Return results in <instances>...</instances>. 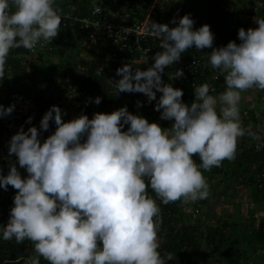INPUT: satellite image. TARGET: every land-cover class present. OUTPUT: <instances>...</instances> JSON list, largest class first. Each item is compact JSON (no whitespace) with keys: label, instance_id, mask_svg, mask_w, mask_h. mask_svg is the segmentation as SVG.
<instances>
[{"label":"clouds","instance_id":"9594fccd","mask_svg":"<svg viewBox=\"0 0 264 264\" xmlns=\"http://www.w3.org/2000/svg\"><path fill=\"white\" fill-rule=\"evenodd\" d=\"M56 2L0 0V80L5 78V65L13 49L34 50L37 45L52 43L64 31V17ZM214 3L205 2L204 21H198L202 26L196 29L197 21L191 14L176 15L178 9L191 5L185 0L135 1L136 8L130 11L133 17L152 13L159 22H152L148 29L159 45L143 46L152 48L151 55L158 48L155 62L147 70L125 63L116 71L122 78L109 82L117 96L143 93L140 99L143 96L144 103H150L147 117L133 114L124 106L112 113L97 112L91 119L81 114L65 122L66 113L53 105L39 128L32 126L25 131L21 126L12 137L0 138V195L5 198L0 208V239L33 244L34 254L25 258L24 264H41V257L48 264H169L174 256L161 244V204L179 200V210L202 214L206 207L224 198L213 191L225 186L232 195L240 196L229 203L237 208L249 207L250 197L264 204L263 199L247 191V178L231 173L225 178L218 172L223 161L236 158L238 145L243 151L244 141L256 150L264 147V133L258 135L244 127L241 113L248 110H240L242 93L264 91V2L241 0L232 23L241 42L226 46L220 42L221 46L215 48V34L208 22L215 15ZM218 7L220 11L225 8ZM166 11L168 14L163 15ZM114 12L106 9L103 17ZM243 17L246 22L239 28L237 22ZM82 22L95 26L85 16ZM189 49L201 51L206 59L178 62ZM142 55L140 59L146 65ZM206 65L213 69L209 81L195 84V100L185 103L183 89L174 87L176 79L185 74H199L205 79ZM102 72V67L97 69V75ZM8 85L0 81V118L20 119L22 113L31 123L30 98L21 96L5 104ZM101 101V97L95 98L97 105ZM247 102L256 108L252 99ZM141 103L138 101V106ZM161 120L173 123L163 128ZM53 121L57 126L54 134L41 137ZM41 138L46 140L42 142ZM194 156H199V164ZM256 169L249 183H257L256 187L264 191V178L259 181L257 177L264 171V161ZM204 171L220 174L223 179L216 184L210 176L209 182ZM8 186L12 187L10 194L4 192ZM205 199V204L198 201ZM230 206L228 210H232ZM8 209L11 212L7 218ZM255 211L251 209L257 217ZM233 218L230 214L231 222L225 221L232 223L227 229L236 227L238 222ZM263 220L261 217L253 232ZM203 240L205 243L206 235Z\"/></svg>","mask_w":264,"mask_h":264},{"label":"trees","instance_id":"16d2710c","mask_svg":"<svg viewBox=\"0 0 264 264\" xmlns=\"http://www.w3.org/2000/svg\"><path fill=\"white\" fill-rule=\"evenodd\" d=\"M135 1L138 0H57L56 7L61 10L64 17L62 21L64 31H61L52 43L38 53H33L22 47L10 52L5 65V78L0 80L5 84L9 83L4 102L9 105L15 98L21 96L30 98L32 104L29 108V115L32 117V121L27 123L29 117H23L22 113H19L20 119L13 117L6 121L4 117L0 118V138L10 137L13 134V127L16 125L18 128L23 126L25 131L32 126L39 128L43 116L53 105L59 106L66 113L65 122L75 119L81 114H86L91 119L97 112L112 113L124 106H127L133 114L147 117L150 113V103L146 105L143 96L140 99V95L143 93L124 92L117 96L109 80L122 78L116 75V71L125 63H132L142 70H147L154 64L153 58L158 52V48L152 52V58L147 59V64L144 65L142 64L143 60L140 59L143 54L141 43L136 42L135 39L117 42L102 27L90 25L92 27L88 30L90 26L82 22L83 16L93 23L97 22L103 18L106 9L109 12L126 10L130 13L132 9L136 8L134 7ZM194 1L185 0L186 5L187 3L191 5H187L186 9H178L176 15L191 14L194 21L203 22L207 0ZM226 1L214 0V4L217 6L214 8L215 15L208 20L211 30L215 34L214 48L220 47V42L221 44L223 42V46L232 41L241 42L238 38L239 31L232 29L233 17L239 13V7L234 5L231 11L227 8L220 11L218 5L226 7L228 4ZM259 1L264 2V0ZM122 6H126L124 8L127 9ZM97 8L100 9L99 12L96 11ZM167 14L168 11L163 15ZM139 16L142 17L140 14ZM262 18L264 19V16ZM90 33L91 35H89ZM141 42L142 46L159 45L160 43L158 39L154 38ZM192 49L182 54L181 60L178 62L205 58L201 56V51ZM203 52L206 54L205 51ZM101 67L103 72L97 75V69ZM212 70V68H206L205 76L207 78L205 79L199 74H185L184 77L176 79L174 87L183 89L182 99L185 103L191 104L195 100L194 85L199 81L202 84L209 81ZM161 94L157 93V95ZM96 97L102 98L99 105L95 103ZM138 101L142 102L140 106H138ZM14 113L18 114L16 111ZM241 116L244 127L250 128L258 135L264 133V109L259 111L256 108H250L247 114L242 112ZM56 127L54 121L50 122V128L44 131L41 137H49L54 134ZM127 127L125 126L124 130H127ZM44 140L46 139L41 138L42 142ZM248 140H252V137L249 136ZM242 149L243 151L239 155L236 154L234 160L223 161L218 172H221L225 178L230 173L236 178H247L245 181H248L246 189L249 194L258 200H264V191H260L256 187L257 183L256 186L249 183L255 178V170L258 169L256 166L264 161V147L256 150L254 146L248 147L247 141H244ZM194 160L198 164L200 163L199 156H194ZM210 173L212 172L210 171ZM10 188L12 187L8 186L4 192L10 194ZM13 192L16 195L18 190L15 189ZM149 194L155 198V193L151 189H149ZM198 201L205 204L206 199ZM181 202L178 200L168 205L161 204L163 208L161 214L163 223L160 229L163 242L161 244L165 247L166 252L172 253L174 256L169 264H208L210 259L214 256L218 258V255L223 256L231 264H243V251L229 241L225 231L232 223L227 221L219 226L213 224V226L204 227L202 223L200 224L202 214L191 215L179 210ZM205 230L208 231L207 234H205ZM205 235L206 241L203 243ZM253 240L258 244H264V220L253 232ZM205 245L206 248H204ZM33 254L34 247L30 241L26 240L22 244H17L14 239L11 241L0 239V264H24V259ZM40 261L41 264H48L43 257L40 258ZM219 264H222L221 261Z\"/></svg>","mask_w":264,"mask_h":264},{"label":"rangeland","instance_id":"374dc122","mask_svg":"<svg viewBox=\"0 0 264 264\" xmlns=\"http://www.w3.org/2000/svg\"><path fill=\"white\" fill-rule=\"evenodd\" d=\"M240 1L241 0H229V4L225 8L232 9V6L233 7H234V5L237 6L238 3H240ZM245 22H246L245 17L238 20V22H237L239 25L238 27L239 28L244 27ZM250 22L251 21L249 20V23ZM223 80H224V78H223ZM246 93H247V96H246ZM219 94H220V92H219ZM245 96H246V98H245ZM245 99H247V100H245ZM250 99H252V102H253L252 105L254 107H256V109H258L259 111L264 109V91L250 89V90L242 93V100H241V104H240V110L241 111L250 110L251 102H247ZM19 130H20V128H18V125L13 127V130H12L13 134H11L10 137L15 135ZM8 140L10 141L11 139L8 138ZM7 146H9V143L7 144ZM237 149H238V151L236 154L239 155L241 152L240 145L237 146ZM8 160H10V159H8ZM0 169H1V161H0ZM203 175L207 179L209 178V176H212V179H213L212 181H214L216 184H218L220 179H223V177L220 174L219 175L214 174L215 175L214 176L210 173V171H204ZM229 175L230 174H227V177H229ZM228 180L231 181V179H228ZM210 181H211V177L209 179V182ZM209 182H208V184H209ZM239 191H241V190H239ZM213 193L215 196L223 195L224 198H222V197L219 198L218 200H216L214 205H211V206L205 208L204 212L201 215L200 224L202 223V225H204V227H206L208 225L213 226V224L219 226V225H222L223 222H225L226 220H229L231 222L230 214H232L234 219H236V221L238 223L235 224L236 227L234 229H232V228L227 229L226 228L225 231L229 237V241L232 242L233 245L237 246L241 250H245L242 263L243 264H264V245L260 246L256 242H254L252 234H251V232H253V229L257 227V225H258L257 223H258V221H260V218L264 217V204L262 202H258L253 197H250V202L248 203L249 207H245L244 210H243L242 206H240V205L237 208L235 203L230 204L231 205L230 207L232 208V210H228L229 209V207H228L229 203H231V201H234L236 199V197L240 198V196H238L237 194L232 195V191H229V188L227 189L226 186L216 189V191H213ZM216 199H217V197H216ZM4 200H5V198L2 197V195H0V208L2 207V202ZM212 202H213V200H212ZM251 209H253V211H255V209H257L255 212H258L259 215L257 217L256 216L254 217L253 214L251 213ZM10 212H11V209H8V211L6 213L7 218L10 217ZM233 212H234V214H233ZM260 212L262 215L260 214ZM243 215L245 216V218ZM5 218L6 217L3 216L2 219H5ZM245 219H246V225L244 224ZM205 231H207V230H205ZM217 244H218V239H217ZM220 261L222 264H231V262L226 260L221 255H218V258H217V256H214L212 259L209 260L208 264H219Z\"/></svg>","mask_w":264,"mask_h":264},{"label":"built area","instance_id":"2783aa9c","mask_svg":"<svg viewBox=\"0 0 264 264\" xmlns=\"http://www.w3.org/2000/svg\"><path fill=\"white\" fill-rule=\"evenodd\" d=\"M160 2V0H156ZM154 12V11H153ZM156 13V12H154ZM129 12L126 11H115L108 17L104 16L102 19L98 20L94 23L95 26H100L104 29V31L108 32L110 36L114 37L117 42H127L135 39L136 42L141 43V48L143 52V58L150 59L152 58L151 55V47H143L142 40H147L150 37L153 39L154 37L148 31L150 24L152 22H158L156 15L153 16L152 13H148L147 15H142V17H133ZM159 23V22H158ZM91 23H87V26H90ZM202 25L199 22H195L194 27L196 29L200 28ZM157 39V38H154ZM48 44L36 46L34 50H31L33 53H38L39 50L43 49L45 46L47 47ZM264 170V169H263ZM259 181L264 178V171L258 174ZM259 187H262V183L259 184Z\"/></svg>","mask_w":264,"mask_h":264},{"label":"water","instance_id":"95a60500","mask_svg":"<svg viewBox=\"0 0 264 264\" xmlns=\"http://www.w3.org/2000/svg\"><path fill=\"white\" fill-rule=\"evenodd\" d=\"M173 123V121H169V120H161L160 121V125H161V127H163V128H169V127H171V124Z\"/></svg>","mask_w":264,"mask_h":264},{"label":"crops","instance_id":"0c3cea01","mask_svg":"<svg viewBox=\"0 0 264 264\" xmlns=\"http://www.w3.org/2000/svg\"><path fill=\"white\" fill-rule=\"evenodd\" d=\"M246 96H247V93H246ZM246 96H245V98H246ZM230 205V204H229ZM234 219V218H233ZM235 221H236V219H234Z\"/></svg>","mask_w":264,"mask_h":264}]
</instances>
